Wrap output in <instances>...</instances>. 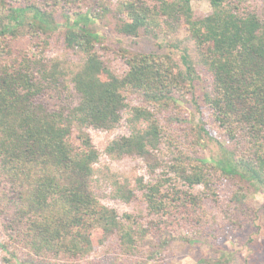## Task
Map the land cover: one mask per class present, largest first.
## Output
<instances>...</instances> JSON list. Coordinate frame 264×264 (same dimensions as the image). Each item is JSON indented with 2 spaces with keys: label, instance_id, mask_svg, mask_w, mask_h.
<instances>
[{
  "label": "trees",
  "instance_id": "1",
  "mask_svg": "<svg viewBox=\"0 0 264 264\" xmlns=\"http://www.w3.org/2000/svg\"><path fill=\"white\" fill-rule=\"evenodd\" d=\"M83 1L0 0V222L7 237L0 248L11 257L25 251L48 264H92L93 247L114 240L125 257L145 240L165 246L176 236L190 238L179 224L191 222L203 196L217 198L224 178L242 181L235 199L248 183L264 189V0L246 8L249 0H209L211 11L202 16L194 15L192 0ZM105 30L161 34L183 48L177 61L171 53L120 48L115 54L125 69L118 74L96 51L105 48ZM55 36L81 59L70 104L62 100L67 87L58 66L47 69L28 53V43L44 50ZM195 80L202 81L204 133L227 144L225 159L192 155V143L173 141L159 122L156 110L182 105ZM131 95L142 103L131 106ZM126 108L128 134L104 153L154 161L133 187L115 182L108 197L143 203L144 216L119 215L90 190L99 152L83 129H113ZM197 185L199 195L192 192ZM197 215L193 223L201 228L205 220Z\"/></svg>",
  "mask_w": 264,
  "mask_h": 264
},
{
  "label": "rangeland",
  "instance_id": "2",
  "mask_svg": "<svg viewBox=\"0 0 264 264\" xmlns=\"http://www.w3.org/2000/svg\"><path fill=\"white\" fill-rule=\"evenodd\" d=\"M95 1L84 0L83 2L93 7ZM252 1L249 0L243 4V7L253 5ZM191 8L195 16L206 15L211 11L209 0H192ZM73 9L79 8L74 6ZM55 20L60 24L64 22L59 14H56ZM185 35L186 32L183 29L178 32L179 38ZM50 41L49 46L44 50H40V47H36L34 43H28V53L40 59L47 69L54 64L58 66L63 76L64 87H67L62 93V100L69 104L73 103L77 100V96L72 89L71 77L80 66L81 59L64 48L60 36H55ZM171 41L161 34L156 37L147 34L124 36L105 30L101 41L105 48L97 45L96 51L102 54L112 71L121 74L125 65L115 54L116 50L122 48L135 52L171 53L173 59L177 61L183 45H179L176 49L171 46ZM192 84L182 105L156 110L159 122L171 135L173 141L180 139L181 146L192 143V147L189 146L193 150L192 155L210 157L214 160L225 159L229 150L227 144L224 145L223 141L221 144L218 143L213 131H210L211 135L208 136L203 130L208 128V124L205 120L206 110L201 102L202 81L195 80ZM128 100L131 106L142 103V98L136 95L129 96ZM129 116V108H126L121 121L113 129H83L99 152L98 160L93 164L94 173L90 179V190L96 194L101 203L114 207L119 215L133 212L144 216L146 210L143 203L133 199L126 204L108 197L115 182L133 187L136 178L147 172V163L154 161L151 156L116 157L104 153L107 143L116 137L128 134L127 118ZM162 148H165L164 144ZM221 182L220 187L215 185L217 193L215 200L204 196L200 200L201 207L197 210V214H201L205 220L201 228H196L198 225L193 223L194 218L198 216L193 212L188 215V220L191 222L182 221L179 224L178 231L183 232L185 229L191 234L190 238L176 236L165 246H159L157 239L145 240L136 252L125 255L126 258L118 256V246L114 240L110 246L106 243L94 246L87 256L88 259H92V264H130L131 262L132 264H264V189L258 184L248 183L242 189L245 192L244 197L235 199L234 194L242 184L239 177L230 176ZM202 188L201 185L195 186L192 189L193 194L199 195ZM6 238L0 222V243L6 242ZM0 264L48 263L37 260L25 251L19 252L18 257H11L6 250L0 248Z\"/></svg>",
  "mask_w": 264,
  "mask_h": 264
}]
</instances>
